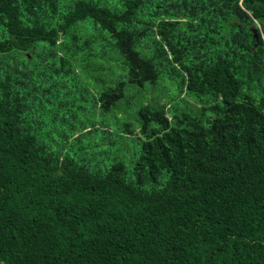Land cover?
Masks as SVG:
<instances>
[{
  "label": "trees",
  "instance_id": "16d2710c",
  "mask_svg": "<svg viewBox=\"0 0 264 264\" xmlns=\"http://www.w3.org/2000/svg\"><path fill=\"white\" fill-rule=\"evenodd\" d=\"M0 264H264V0H0Z\"/></svg>",
  "mask_w": 264,
  "mask_h": 264
},
{
  "label": "rangeland",
  "instance_id": "374dc122",
  "mask_svg": "<svg viewBox=\"0 0 264 264\" xmlns=\"http://www.w3.org/2000/svg\"><path fill=\"white\" fill-rule=\"evenodd\" d=\"M100 44H102V42H99L98 45H96V46L99 47ZM95 49H96V47H95ZM105 61H110V60L100 61V63H102V62L106 63ZM111 62L114 64L113 61H111ZM106 66L108 67L107 63H106ZM81 68H83V71H85V68L83 66H81ZM94 75L95 76L92 79L93 83H91V86L93 87L92 90L94 92L99 93V92L105 90V88H107L110 85L114 86V78L113 77L110 78L109 76H105V74L103 72H96V71L94 72ZM166 79L168 80L167 77H166ZM72 83H73L72 81H69V86ZM155 91H157V90L154 89L153 92L156 93ZM183 96H186L185 93L182 94V97ZM162 100L163 99H161V102H162ZM191 102L194 103V100H191ZM124 105L126 106L125 103H124ZM129 110H130V108H128V111ZM120 115H121V113H120ZM116 138H117V135H114V157L117 156L116 154H118V156H119L118 159L123 160L125 162L127 168L129 170H131L133 168L135 158L131 157V153H130L129 148H128L129 142L127 144H124V143H122L121 140H119V139L117 140Z\"/></svg>",
  "mask_w": 264,
  "mask_h": 264
},
{
  "label": "water",
  "instance_id": "95a60500",
  "mask_svg": "<svg viewBox=\"0 0 264 264\" xmlns=\"http://www.w3.org/2000/svg\"><path fill=\"white\" fill-rule=\"evenodd\" d=\"M253 30H254V32H255V33H254L255 36L258 37V31H257V29H253Z\"/></svg>",
  "mask_w": 264,
  "mask_h": 264
}]
</instances>
